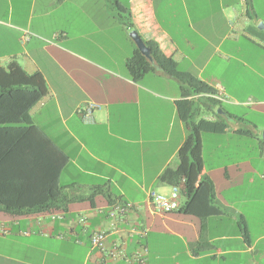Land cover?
Returning <instances> with one entry per match:
<instances>
[{"label": "crops", "instance_id": "obj_1", "mask_svg": "<svg viewBox=\"0 0 264 264\" xmlns=\"http://www.w3.org/2000/svg\"><path fill=\"white\" fill-rule=\"evenodd\" d=\"M116 1L127 11L110 0H0V67L15 61L43 76L46 93L28 114L67 158L58 183L74 196L61 212L18 216L0 210V264H127L124 257L111 261L106 252L117 248L128 257L141 245L147 247L146 264H157L153 241L166 233L181 242L185 255L181 262L173 254L171 264H264V125L242 128L243 118L227 110L248 108L264 116V30L258 28L264 0ZM131 30L142 41H156L181 71L224 97V112L218 111L232 117L228 129L201 134L203 173L221 214H184L182 192L176 211L155 214L150 208V190L171 192L159 175L177 165L187 131L176 103L184 96L180 83L159 70L138 80L129 76L125 61L136 49ZM89 103L97 105L89 114L76 112ZM201 108L204 118H214ZM247 138L259 148L257 163L240 149ZM224 142L235 148L221 151ZM208 144L216 151L209 162ZM31 147L40 166L3 172L7 189L16 178L29 186L49 174L50 149L38 139ZM126 202L133 209L109 215ZM97 230L106 234L103 251L90 245Z\"/></svg>", "mask_w": 264, "mask_h": 264}, {"label": "trees", "instance_id": "obj_2", "mask_svg": "<svg viewBox=\"0 0 264 264\" xmlns=\"http://www.w3.org/2000/svg\"><path fill=\"white\" fill-rule=\"evenodd\" d=\"M113 3L120 11H127V7L116 0ZM143 43L152 62L136 47L125 61L129 76L133 80H138L146 73L159 70L180 83L184 96L176 105L187 133L177 150L176 167L165 168L159 179L170 186H178L180 192L186 196L185 204L180 208L184 214L200 219L221 214L222 210L215 203L213 183L203 173L201 134L225 132L229 127L228 120L232 117L230 115L225 119L222 117L218 110L221 109V113L224 111L222 102L218 99L211 97L206 100L198 98L197 101L187 99L190 95H210L216 91L195 75L181 71L175 60L162 52L156 41L144 40ZM45 93L46 85L41 73L29 74L15 61H10L5 68L0 67V210L5 213L20 216L61 212L67 209L68 201L74 198L70 197L58 183V173L67 158L39 127L32 124L28 114L32 105ZM202 105L212 112L213 119L202 116ZM239 132L243 135H254L251 130ZM7 134L8 137L5 136ZM34 139L41 141L51 151L53 159L49 163V174L45 173L38 177L37 183L30 182V187L26 185L27 182H19L16 178L13 181L16 184L7 189L8 184L2 181L3 172L22 169L23 165L26 169L40 166L39 158L33 157L34 148L32 149L31 144ZM260 142L263 143L261 139ZM22 147L24 149L29 147L24 150L23 157L20 152ZM19 158L25 159L24 164L20 163Z\"/></svg>", "mask_w": 264, "mask_h": 264}, {"label": "built area", "instance_id": "obj_3", "mask_svg": "<svg viewBox=\"0 0 264 264\" xmlns=\"http://www.w3.org/2000/svg\"><path fill=\"white\" fill-rule=\"evenodd\" d=\"M209 96L223 100L224 97L220 93L210 94ZM95 107L96 104H87L82 107H78L76 112L79 114H89ZM180 189L178 186H171L170 194L164 195L158 193L154 190H150L148 192L147 198L150 204V208L155 214H165L172 211H176L180 206ZM113 211L109 213V215L114 218L117 214H124L125 212L133 209V205L131 203H121L115 205L113 207ZM112 227H114V223H111ZM142 236L146 234V230L138 231ZM90 244L92 247L97 248L100 251L105 250L106 248V234L104 231H93L90 235ZM106 255L111 259V261L116 260L119 257H124V260L127 264H146V255H147V247L146 245L139 246L130 256H126L121 254L117 248H112L106 252ZM100 264H105V261H102Z\"/></svg>", "mask_w": 264, "mask_h": 264}, {"label": "rangeland", "instance_id": "obj_4", "mask_svg": "<svg viewBox=\"0 0 264 264\" xmlns=\"http://www.w3.org/2000/svg\"><path fill=\"white\" fill-rule=\"evenodd\" d=\"M110 2L113 3L114 0H110ZM227 107L229 106L227 105ZM227 110L243 118L244 124L241 126L242 128L249 127L251 123L256 124L259 129H261L262 128L261 126L264 125V116L256 112H253L252 110H249L248 108H237V111L233 110L232 108H228ZM261 134L262 132H260V138L262 139ZM232 143L233 142H230L229 146H227V143L224 142V145L222 146L221 151L222 150L225 151V149L229 150V149L235 148L233 147ZM212 148H213V144L211 145L208 144V147H206V149H208L211 153V156L208 159V162L213 160L214 154L212 153L216 152V151L212 152ZM240 149L244 153L247 152L249 154L250 160L252 162L257 163L259 161V159L256 157V151H258L259 148L256 146L253 139L247 138V142L243 141V143H241ZM263 156H264V149H263ZM153 246H152L153 251H155L159 255L157 264H171L172 263L171 256L176 253L177 255L174 260H179L181 262L182 260H184L185 255L182 252L181 242L175 236H172L171 234L166 233V234L159 236L158 239L153 241ZM151 264H155V260H152ZM190 264H208V262L198 261V262H191Z\"/></svg>", "mask_w": 264, "mask_h": 264}, {"label": "water", "instance_id": "obj_5", "mask_svg": "<svg viewBox=\"0 0 264 264\" xmlns=\"http://www.w3.org/2000/svg\"><path fill=\"white\" fill-rule=\"evenodd\" d=\"M258 28L263 29L264 30V23L263 22H259L258 23ZM129 35L131 36V38L133 39L137 49L150 61L152 62V59L149 55V52L146 48V46L144 45L143 41L141 40V38L139 37L138 33L135 30L130 31ZM262 139L264 140V130L262 131L261 134Z\"/></svg>", "mask_w": 264, "mask_h": 264}]
</instances>
